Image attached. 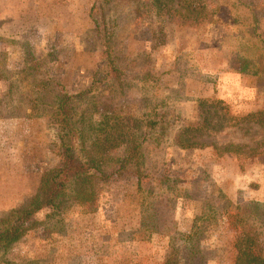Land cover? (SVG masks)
I'll list each match as a JSON object with an SVG mask.
<instances>
[{
  "label": "rangeland",
  "instance_id": "374dc122",
  "mask_svg": "<svg viewBox=\"0 0 264 264\" xmlns=\"http://www.w3.org/2000/svg\"><path fill=\"white\" fill-rule=\"evenodd\" d=\"M187 1L206 8L193 24L151 0H0V218L66 159L88 166L0 264H164L174 247L235 264L240 232L264 256V0ZM188 126L204 146L176 144ZM126 132L138 167L119 161Z\"/></svg>",
  "mask_w": 264,
  "mask_h": 264
},
{
  "label": "trees",
  "instance_id": "16d2710c",
  "mask_svg": "<svg viewBox=\"0 0 264 264\" xmlns=\"http://www.w3.org/2000/svg\"><path fill=\"white\" fill-rule=\"evenodd\" d=\"M150 5L158 15H165L177 24H193L201 16H204L206 9L203 4L187 0L183 3H180L179 0H151ZM72 96V94L68 93L64 95L63 106L60 109L66 115L63 120L66 123H68L67 104L70 103ZM216 102L221 103L220 100H216ZM136 121L131 116H119L118 122L114 123V128L119 129L118 126H120V131L124 132L125 128L129 126V123H136ZM105 123L107 126L110 124L109 120H106ZM198 130L194 126L184 127L176 136V144L182 149L204 146L203 143L196 141V137L193 134ZM121 136L123 138L120 142L125 143L127 149L125 155L119 161L123 165L131 164L132 166L138 167L142 157L140 144L134 139L135 137L132 134L129 135L126 132L125 135L121 134ZM113 138L107 133L104 139H102V142L103 140H113ZM100 141L101 138L97 135L92 143L93 145H98L101 143ZM90 161H92L90 165L92 167L95 166L93 162L96 163L97 160L90 159ZM87 167L86 163H71L68 158V160L66 159L63 162V165L45 172L41 178V184L35 200L28 206L11 210L7 217L0 218V251L8 250L14 243L27 234L37 222L35 219L36 213L44 208L55 207L59 204V199L65 193L64 191L68 182L72 179L76 181H87L88 178L85 177ZM188 236L191 238V241L193 239L192 235L189 234ZM234 248L236 250L235 264H264V256L256 252L254 239L251 234L244 232L238 233L234 239ZM179 253L177 248H172L171 255L164 264H181Z\"/></svg>",
  "mask_w": 264,
  "mask_h": 264
}]
</instances>
